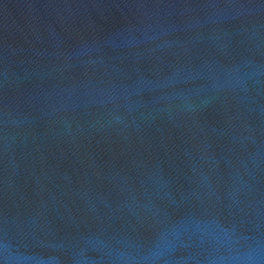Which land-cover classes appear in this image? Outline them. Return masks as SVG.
<instances>
[{
    "label": "water",
    "instance_id": "1",
    "mask_svg": "<svg viewBox=\"0 0 264 264\" xmlns=\"http://www.w3.org/2000/svg\"><path fill=\"white\" fill-rule=\"evenodd\" d=\"M0 264H264V0H0Z\"/></svg>",
    "mask_w": 264,
    "mask_h": 264
}]
</instances>
